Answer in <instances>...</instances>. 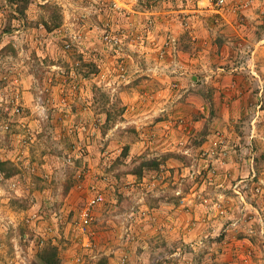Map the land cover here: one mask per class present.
Listing matches in <instances>:
<instances>
[{
    "label": "rangeland",
    "instance_id": "rangeland-1",
    "mask_svg": "<svg viewBox=\"0 0 264 264\" xmlns=\"http://www.w3.org/2000/svg\"><path fill=\"white\" fill-rule=\"evenodd\" d=\"M51 248L264 264V0H0V264Z\"/></svg>",
    "mask_w": 264,
    "mask_h": 264
},
{
    "label": "crops",
    "instance_id": "crops-1",
    "mask_svg": "<svg viewBox=\"0 0 264 264\" xmlns=\"http://www.w3.org/2000/svg\"><path fill=\"white\" fill-rule=\"evenodd\" d=\"M172 62L174 63V68H173V66H172V72H178V76L179 75H181V70L179 71V68L182 66V61L181 60H178L177 58H174L173 60H172ZM171 66V65H170ZM151 68V67H150ZM153 69V68H152ZM186 75H188V77H190V79L192 80V81H195L194 80V77H197V79L199 80V81H201L200 80V77H198V75H195V74H188L187 72H186ZM164 118V117H163ZM163 122V123H162ZM164 122H168V120H166V121H160L159 119H157L156 120V122L155 121H153V124L154 123H156V126H154L153 128H157L158 126H162V125H164V126H166V127H168L169 126V123H164ZM171 126H172V124H171ZM183 126V125H182ZM153 134H154V132H153ZM212 137V136H211ZM158 139H159V141H158ZM156 138V139H154V141L155 142H153L152 144H150V145H148L147 147H151V149L152 150H154L155 148H157V147H160V144H162V145H164L165 143H163V142H166L167 140H165V138H161V135H160V138ZM183 142V141H182ZM182 142H180V144L182 143ZM181 150H184V149H181ZM195 150V148H188V149H186V150H184L183 152H186V153H188V152H191V153H193V155L195 154V152H196V150ZM210 156H211V154H210ZM194 195H199V197H200V193L199 192H196ZM203 200H205L206 201V203H204V201ZM202 201H203V203L201 204V205H203V204H206V205H211L212 204V200H211V198H209V199H203ZM182 201L183 202H185V199H182ZM196 205H198V202H196ZM195 207V206H194ZM182 215H185L184 213L182 214ZM210 216H212V215H210ZM208 217V219H210V221L209 222H207V224H206V226H209V224H210V227L212 228V217ZM179 217V216H178ZM171 219V218H170ZM173 219H175V218H173ZM172 219V220H173ZM182 219V221H180L179 219L177 220V228H176V230H177V232L181 235V233L179 232V231H182V233H185L184 232V223H183V220H185V218L184 217H182L181 218ZM198 225H201V224H198ZM211 228H209V229H211ZM209 229H207V230H209ZM186 233H188V232H186ZM209 233V232H208ZM212 233H210V235H211ZM185 236H187V235H185Z\"/></svg>",
    "mask_w": 264,
    "mask_h": 264
},
{
    "label": "built area",
    "instance_id": "built-area-1",
    "mask_svg": "<svg viewBox=\"0 0 264 264\" xmlns=\"http://www.w3.org/2000/svg\"><path fill=\"white\" fill-rule=\"evenodd\" d=\"M210 4L212 6H216L217 8H222L227 4V0H209ZM115 9H121V6L118 3L113 4ZM118 43V42H117ZM14 114H20L21 113V107H16L14 111L12 112ZM7 128H9L7 126ZM104 201V197L101 194H96L88 203L87 208L85 209L83 215H82V222L80 224L79 230L80 233L85 237L84 239H87L89 236V227L94 221V215L92 213V210L99 204H101ZM88 242L86 241V244Z\"/></svg>",
    "mask_w": 264,
    "mask_h": 264
},
{
    "label": "trees",
    "instance_id": "trees-1",
    "mask_svg": "<svg viewBox=\"0 0 264 264\" xmlns=\"http://www.w3.org/2000/svg\"><path fill=\"white\" fill-rule=\"evenodd\" d=\"M151 163H145L143 166H149ZM4 166V164H2ZM143 170V168L141 169ZM140 175V173H139ZM57 250L55 248L47 249L42 253V261L44 264H60L57 259Z\"/></svg>",
    "mask_w": 264,
    "mask_h": 264
},
{
    "label": "water",
    "instance_id": "water-1",
    "mask_svg": "<svg viewBox=\"0 0 264 264\" xmlns=\"http://www.w3.org/2000/svg\"><path fill=\"white\" fill-rule=\"evenodd\" d=\"M197 79V77H194V80H196Z\"/></svg>",
    "mask_w": 264,
    "mask_h": 264
}]
</instances>
